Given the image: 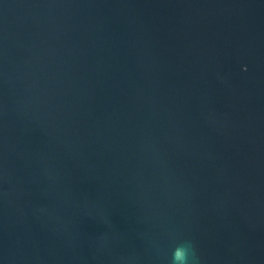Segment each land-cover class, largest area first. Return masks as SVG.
<instances>
[{"label": "water", "instance_id": "95a60500", "mask_svg": "<svg viewBox=\"0 0 264 264\" xmlns=\"http://www.w3.org/2000/svg\"><path fill=\"white\" fill-rule=\"evenodd\" d=\"M264 264V0H0V264Z\"/></svg>", "mask_w": 264, "mask_h": 264}, {"label": "clouds", "instance_id": "9594fccd", "mask_svg": "<svg viewBox=\"0 0 264 264\" xmlns=\"http://www.w3.org/2000/svg\"><path fill=\"white\" fill-rule=\"evenodd\" d=\"M170 264H197L191 241H183L173 250Z\"/></svg>", "mask_w": 264, "mask_h": 264}]
</instances>
